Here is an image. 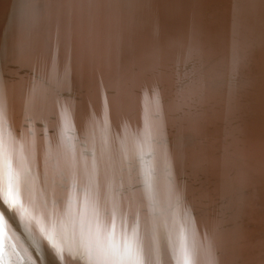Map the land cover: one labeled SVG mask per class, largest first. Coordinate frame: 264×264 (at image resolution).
I'll return each instance as SVG.
<instances>
[{"label":"bare ground","instance_id":"bare-ground-1","mask_svg":"<svg viewBox=\"0 0 264 264\" xmlns=\"http://www.w3.org/2000/svg\"><path fill=\"white\" fill-rule=\"evenodd\" d=\"M130 1L0 0V264H264V0Z\"/></svg>","mask_w":264,"mask_h":264},{"label":"rangeland","instance_id":"rangeland-1","mask_svg":"<svg viewBox=\"0 0 264 264\" xmlns=\"http://www.w3.org/2000/svg\"><path fill=\"white\" fill-rule=\"evenodd\" d=\"M139 155H140L141 160L136 162L137 165L134 164L135 166H137L136 167L137 170L132 169L133 166L129 162H127L126 166H127V169L129 171H124V169L126 168V166H124L118 171H112V169H110L108 171V173L105 172V169L102 168L103 165L106 166L105 162H103V161L96 162L94 160H91V162H90L89 159H85L83 162H81L79 164L81 166V171L78 174L75 172V179H84V185L87 187H90V185L91 186L93 185V179L98 180V179H101L102 177H104L110 181H114L117 178H119L121 176V174L127 175L132 169L134 171H138V172L140 171L141 172L140 176L144 179L145 182L153 180L155 182L160 183L159 177L156 174L157 168L148 162L149 155H147V152L144 153L142 150H140ZM153 194L155 197L154 192H153ZM130 197H131V195H130ZM138 199H139V201L143 200L145 203L142 201H140L141 204L137 203L136 198L128 199V202H129V200L132 202H135L138 207H142L146 204V206L149 208V205L151 203H148L143 198L138 197ZM155 199H156V197H155ZM128 204L130 205V202ZM157 206H158V204H157ZM89 210H91V209H89ZM189 211H191L190 215H188L189 217L184 220V223H187V224H189V222H191V218H193L197 213H200V211H197V208L194 206H191ZM91 212L92 211H82V214H83L85 220H88ZM210 216H214V215L213 214L201 215V217L197 221L196 229L202 237H208V236L216 237L215 234H217L216 233L217 232V230H216L217 229V223H210V219H211V218H209ZM162 218L163 217H160L159 224H160ZM108 224H110V227L113 228L114 221L111 222V220H109V222L105 223L104 226L107 227ZM207 226L209 227V230H208ZM152 227H155V226H152ZM202 227L205 228V230ZM191 245H195V244H191ZM204 250H205V248L202 251H200V254H196V256L200 257L201 262L203 264H224V260L216 257L220 253L216 243H215V246L213 247V249H211L207 254L203 253ZM243 256H244V259L247 258V251H245L243 253ZM176 257H180V256L178 254H176ZM203 260H204V262H203ZM239 260H240V257L236 255V259L235 260H229L228 263L229 264H238V263H240V262H238Z\"/></svg>","mask_w":264,"mask_h":264},{"label":"water","instance_id":"water-1","mask_svg":"<svg viewBox=\"0 0 264 264\" xmlns=\"http://www.w3.org/2000/svg\"><path fill=\"white\" fill-rule=\"evenodd\" d=\"M123 2H131L130 0H123ZM98 41V40H97ZM100 44V43H99ZM116 46H117V48H118V52H119V54L121 55V53H122V51H123V44L121 43L119 46L116 44ZM100 47H101V44H100ZM103 47V46H102ZM103 48H105V47H103ZM132 49L130 50L131 51V53L133 54L134 53V51H133V48L134 47H131ZM99 49V48H98ZM102 49V48H101ZM101 49H99V50H101ZM103 50V49H102ZM105 53L103 52V53H101V54H99V56H100V58L102 59V60H106L107 58H106V56H107V54H105ZM100 60V59H99ZM101 60V61H102ZM101 61H99L100 62V64H101ZM113 63H111L110 65H108L107 66V69L108 68H110L111 69V65H112ZM102 65V64H101ZM116 70H121V67H117V69ZM0 227H1V229H0V234L3 236L4 234H5V232H7V230H4V228H3V226L1 225V223H0ZM3 229V230H2ZM15 229V228H14ZM5 236V235H4ZM25 241H26V239L25 240H23V242L22 243H25ZM33 242V241H32ZM34 243V242H33ZM10 245V247H12L11 245L12 244H8V246ZM32 244H25L24 246H25V249H26V251H27V253H28V257L29 258H31L32 260H33V262L35 263V264H61V262H55L52 258H51V256H50V253L48 252V247L46 248L43 244H36L37 246H31ZM25 253V252H24ZM26 258H22L21 259V257L19 258L18 256L16 257V261H17V263L16 262H14V263H12L11 262V264H24V261H26L27 262V260H25ZM4 261V260H3ZM4 264H7L6 262H4Z\"/></svg>","mask_w":264,"mask_h":264}]
</instances>
